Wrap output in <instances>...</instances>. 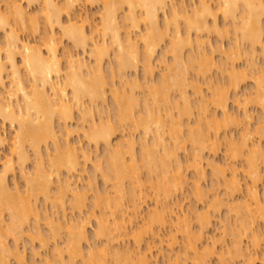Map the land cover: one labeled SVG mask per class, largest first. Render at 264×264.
Here are the masks:
<instances>
[{"label": "bare ground", "instance_id": "bare-ground-1", "mask_svg": "<svg viewBox=\"0 0 264 264\" xmlns=\"http://www.w3.org/2000/svg\"><path fill=\"white\" fill-rule=\"evenodd\" d=\"M22 1L28 8L33 7L34 13L29 15ZM75 1L1 0L5 7L0 9V31L4 36V41L0 42V121L15 128V132L8 148L9 156L3 158L0 155V264H11V260L14 264H27L19 246L24 236L29 242L38 241L43 249L48 247L49 241L57 242L50 255L44 252L45 256L39 258L40 264H148L155 245L164 243L159 234L160 228L164 227L170 229L166 239V247L170 251L179 243L178 238L182 239L181 254L168 256L172 260L167 258L165 264H180L189 255L190 264H209L207 262L213 255H217L219 264L241 260L238 258H245L243 261L248 264H254L259 259V264H264V232L256 227L260 223L264 225V196L261 194L260 197L257 189L262 179L264 149L253 140L248 141L255 134L260 135L257 137L260 140L264 136V71L258 73L264 69L258 71L261 66L258 69L254 61L257 59L252 58L256 45L262 46L264 51V0H215V3L198 0V6L190 7L191 11L182 3H175L176 0H103L101 12L98 10L99 23L93 26L89 23V15L81 19L74 14ZM85 1L93 4L98 0ZM219 15L225 21V24L221 23V26L225 25L223 29L219 28ZM86 25L91 26L88 29ZM56 28L60 31L58 35L65 37L71 46L62 55L58 46L63 38L57 35ZM22 29L42 36L34 44V35L31 37L32 34L27 33L31 36L20 37L17 31ZM39 30H42L41 34ZM230 31L235 38L228 52L219 48L212 51L221 57L216 64L213 57L207 54L202 33L214 32L223 37ZM192 34H195L194 39ZM162 43L165 50L158 61L160 67L163 66V72L155 80L152 75L156 66L151 57ZM185 47L189 49L186 56L183 55ZM87 52L92 58L89 61L83 55ZM168 54L170 61L167 60ZM241 55L248 59L245 60V67L239 70L234 61L244 57ZM105 56L112 57L108 77L103 73V60L108 58ZM138 62L143 64L142 81H138L135 75L130 78L131 72L138 68ZM212 67H216L214 69H218L221 76L225 75L222 77L225 79H220L222 83H213L210 78L211 81H207L208 95H203L197 80L199 77L206 78ZM191 73L196 79L189 78ZM248 76L254 80L255 91L253 96L246 95L241 102L237 89L240 83L250 78ZM108 83H111L110 86ZM106 85L110 87L108 91L114 107L110 111L114 121L111 116L103 117L108 116L104 113L106 110L103 112L108 97ZM188 87L198 96L197 102L187 95ZM231 92H234L233 104L238 109L242 107V114H239L243 118L228 109ZM247 104L258 105L261 110L262 116L257 127L254 126L255 132L249 129ZM99 105L101 113L98 116H101L98 120L95 119L94 108L98 110ZM210 106L219 110L222 118H217ZM75 110L80 113V123H76L74 131L82 130V136L88 143L94 147L103 144L105 150L104 158L100 155L94 157L93 174L88 180V191H93V201L91 211L84 217L81 214L87 207L88 191H80L74 178L81 176L92 158L70 139L73 134L70 122L75 117ZM231 124L238 127L242 124V132H239L242 135L240 139L237 137L238 141L225 138L226 143H222L226 145L224 154L226 159H230L228 162L243 161L248 179L245 195L248 198L243 195L239 203H235L239 199L232 198L235 192L242 190L238 179L240 168L230 166V163L218 166L213 161L206 162L212 168L213 185L225 186L226 197L234 200H230L229 203L233 204L226 207L230 215L233 213L234 219L231 222L227 215L223 226L233 238L230 254L225 256L223 248L222 252H216V241L211 240L213 246L198 245L202 238L208 239L204 237L205 230L212 224L210 216L224 204V198L214 195L213 202L206 208L212 209L210 212L203 210L204 213L197 214L194 211L199 223L198 231H194L186 212L181 216L175 213L178 206L182 207L175 196L188 183L186 170L191 168L197 176L192 184L193 195L200 201H206L207 190L202 191L200 185L208 166L205 164L207 166L204 167V160H207L204 151L216 152L222 145L220 130L228 127L229 131ZM118 129H128L130 134L127 139L113 145L111 138L119 132ZM136 132H139L137 139L134 136ZM248 133L253 135L248 136ZM6 141L7 137L0 131V145ZM187 144L191 152L186 154L184 162L179 152L187 149ZM30 153L35 157L32 172L27 171ZM81 156L86 164L83 167ZM15 164L24 180V190L16 182H9V174L15 171ZM98 174L105 183L102 191L95 188V176ZM149 196L154 208L152 206L147 218L141 220L142 225L137 223V230L131 231ZM40 198L55 211H45L42 216L37 206ZM228 198L225 200L228 201ZM67 203L69 207H66ZM68 208L77 211L79 217L68 218L65 213ZM92 217L96 220V229L90 238L97 242L104 239L103 244H89L91 239L87 234V225ZM40 221L44 222L47 234L40 227ZM129 236L134 242L133 249L128 245L121 250L115 249V243L119 245L120 240H127ZM246 236L250 239L252 250L248 246L247 251L243 249L242 239H247ZM9 239L13 242L12 246L8 244ZM157 239L160 242L154 243ZM83 242L87 244V252ZM30 249L33 251L28 264H38L36 257L39 253L34 248Z\"/></svg>", "mask_w": 264, "mask_h": 264}, {"label": "rangeland", "instance_id": "rangeland-1", "mask_svg": "<svg viewBox=\"0 0 264 264\" xmlns=\"http://www.w3.org/2000/svg\"><path fill=\"white\" fill-rule=\"evenodd\" d=\"M79 1V2H78ZM85 1V0H84ZM82 1V0H77V2H76V4H75V6H74V12H76V13H74L76 16L78 15V17L80 18L81 17V19L82 18H85V16L88 18V15L90 16V18H88L89 20H91V21H89V23L93 26L94 24L96 25V24H98L99 23V14H100V12H101V9H102V6H103V4L104 3H102L103 2V0H98L97 2H95V3H93V4H91L89 1L87 2V1ZM210 1H213L212 3H215V0H210ZM177 2V4H183L184 6H186V8L188 9V11H191V8H194V7H196V6H198V4H197V2H198V0H176L175 1V3ZM22 4H23V6H24V8L26 9V4H25V2L24 1H22ZM97 4V5H96ZM188 5V6H187ZM0 9L1 10H3L4 9V3L2 4L1 3V0H0ZM3 7V8H2ZM191 7V8H190ZM190 9V10H189ZM28 12H29V15H31L32 13H34V8L33 7H27V9H26ZM76 10V11H75ZM98 10H100V12L98 13ZM33 11V12H32ZM81 14V15H80ZM161 19H163L162 17H161ZM95 21V23H93V21ZM92 22V23H91ZM263 22H264V17H263ZM218 23H219V28L220 29H223L224 27H225V25L224 26H221V23H222V25H223V23L225 24V21L223 20V18H222V16H220L219 15V18H218ZM90 25V26H91ZM227 25V24H226ZM87 26V28L89 29L90 28V26L89 25H86ZM231 28V27H230ZM24 29H22V31H17L18 33H19V35H20V37H22V38H24V37H27V35L28 36H31V35H29V34H27V33H30V32H28L27 30H25V31H23ZM56 33H57V35L60 33V31H59V29H57L56 28ZM27 31V32H26ZM39 33L41 34L42 33V30H39ZM208 32H203L202 33V35H203V37H202V40L205 42V48H206V51H207V54H209V55H211L212 57H213V61L216 63H218V62H220L219 61V59H221V57H220V55H219V53H215V52H213L212 53V51L214 50V49H216V48H219V49H221V50H225V52H228V48H229V46H230V44H231V42H233V40H234V33L232 32V31H230V33L229 34H227V36H223V37H220L219 36V34L218 33H214V32H211V33H208V35H206ZM27 34V35H26ZM30 34H32V36L31 37H33V35H34V37H33V39H34V41H33V43L34 44H36L35 43V41H37L38 42V40H39V36L40 35H38V33L36 34V33H30ZM41 36H42V34H41ZM40 36V37H41ZM59 37H60V39L61 38H63V36H60V35H58ZM195 36V34H192V38ZM3 32L1 33V31H0V42H3L4 41V39H3ZM31 37H29V38H31ZM32 39V38H31ZM194 39V38H193ZM62 41H60L61 42V44L58 46V48H59V54L60 55H62V53L66 50V48H71V46H70V43H69V41H67V39L64 37L63 39H61ZM64 41V42H63ZM165 44H166V42H165ZM259 45V44H258ZM258 45H256L255 46V50H256V52H255V54L253 53V56H252V58L254 57V58H256L257 60H255L254 59V61L256 62V66H257V68L259 69V67H260V69L258 70V71H260L261 69H264V51H263V49H262V46H258ZM165 45L162 43V44H160V46L156 49V51L154 52V54L152 55V57H151V62H153V65L154 66H156L155 68H154V73H153V75H152V77L153 78H155V80L158 78V76H159V74L161 73V72H163L162 71V67L163 66H161L160 67V65H159V61H158V59H159V57L162 55L161 53H164V47ZM90 48V47H89ZM223 48V49H222ZM186 50H189L187 47H185L184 48V52H183V55L184 56H186V54H188V52L189 51H186ZM254 50V51H255ZM74 52H76L77 53V50L75 51L74 50ZM81 52V51H80ZM79 51H78V53H80ZM110 52H112V51H110ZM2 54H3V52H1ZM88 53V54H87ZM87 53H84L83 55H84V57H85V59H86V61H89V60H91L92 58H90V55H89V52H87ZM80 54H82V53H80ZM79 54V57H82L83 58V56L82 55H80ZM4 55V54H3ZM3 55H1L2 56V58H3ZM112 55V54H111ZM154 56V57H153ZM183 56V57H184ZM241 56H244V55H241ZM240 56V57H241ZM105 57H108V58H104V60H103V67L105 68H103V73L104 74H107V77H108V75H109V65H110V63H109V61L111 62V60L110 59H112V57L111 56H105ZM111 57V58H110ZM156 57V58H155ZM88 58V59H87ZM246 58V59H245ZM169 59H171L170 58V55L168 54V61H170ZM247 56L245 57H243V58H239L238 57V59L236 58L235 59V61H238V62H235L234 61V65L236 66V69H238L239 68V70L240 69H242L241 67H245V60L247 61ZM183 60H185V58H183ZM19 61V60H18ZM105 61V62H104ZM141 61V60H140ZM107 62V63H106ZM216 63V64H217ZM141 66H143V64L140 62H138V68L136 69V71H132L131 73L132 74H130V78H132V75H135L134 77H137V80L138 81H140L141 79H143V68L141 67ZM214 68H216V67H214ZM213 67L212 68H210L211 70L210 71H208V73H207V76H206V78H203V77H199L198 78V83H199V85H200V87H201V90H202V94L203 95H208V89H207V87H208V85H207V81L209 80V81H211L212 80V82L213 83H222L221 81H222V79H225V78H222L223 76L225 77V75H220L219 73H220V71L217 69H214ZM156 69V70H155ZM244 69V68H243ZM214 70V71H213ZM105 71H107L106 73H105ZM263 71L264 70H262V72H258L259 74H262L263 73ZM134 72V73H133ZM135 72H136V74H135ZM157 72V73H156ZM211 73V74H210ZM157 74V75H156ZM217 75H219L220 77H218ZM156 76V77H155ZM133 77V78H134ZM151 77V78H152ZM209 77V78H208ZM248 77H250V76H248ZM152 78V79H153ZM189 78H193V79H196V77L191 73V75H189ZM208 78V79H207ZM210 78H211V80H210ZM216 78V79H215ZM222 78V79H221ZM136 79V78H135ZM193 79H190V80H193ZM220 79H221V81H220ZM250 79V80H249ZM249 79H246L245 81H243L242 83H240V85H239V88L237 89V91H238V93L237 94H240L239 95V97H240V101L241 102H243L242 100H244L245 99V96L247 95V97H250V96H253V93H254V91H255V88H253L254 87V80L250 77ZM215 80H217V81H220V82H216ZM142 81V80H141ZM224 81V80H223ZM262 83H263V86H264V79H262ZM108 82H111L110 80H109V78H108ZM109 84H111V83H108V86H110ZM107 85H106V87H105V89H106V95L109 97H107V105L106 104H104L103 106H106V108L105 107H103L102 109H103V112H104V110H106V112H104V113H107V115L108 116H103V117H107V118H109L111 115H113L112 113L113 112H111V111H113L114 110V107H113V105H112V100H111V97H110V91H108L109 90V88H107L108 87ZM127 88V87H126ZM263 89H264V87H263ZM186 90H187V95L190 97V98H192L195 102H197V99H198V96L197 95H195L193 92H192V90H191V88H186ZM191 92V93H190ZM248 92V93H247ZM191 95H190V94ZM205 93V94H204ZM232 93V94H231ZM230 93V95H231V98H230V100H229V103H228V109H229V111L231 112L232 111V113H235V114H238L239 115V117H242L243 118V116L241 115L242 113H241V111H242V107H239V109L237 108V105L235 104H233V103H235L234 102V92H231ZM249 93H251V94H249ZM247 99V98H246ZM110 103V104H109ZM108 106H110V107H108ZM211 107V106H210ZM101 107H100V105L98 106V110H97V108H94V116L96 117L95 119H98L99 120V117L101 116V115H99L98 116V113L100 112V109ZM112 108H113V110H112ZM193 109V108H192ZM238 109V110H237ZM247 109H248V113H249V118H248V121L250 122V126H249V129H250V131L252 132V130H253V132H255V129H256V127H257V125L256 124H258V122H259V120L261 119L260 117L262 116V114H261V110H260V107L258 106V105H254V104H247ZM111 110V111H110ZM241 110V111H240ZM76 112V114L74 113V119H73V121L72 122H70V124H71V126L70 127H72V130H73V134H72V138L70 137V139H71V141L73 142V144H75L76 145V147L78 148V149H80V150H85V151H87L90 155H91V158H92V161L90 162H87V165L86 164H84L83 163V160H82V156L80 157V159H81V162H82V167L84 166V165H86L85 167H84V171H82V174H80L81 176H77V177H75L74 178V180L77 182V184H78V186H79V189H80V191H83L84 189H87V191H88V184H89V181H90V178L92 177V170H93V162H95L94 160V157L96 158L97 157V155H100V157H102V158H104V154H103V152L105 153V150L103 149V144L102 145H99V147H94V145L93 144H90V143H88L87 142V139H85L84 138V136H82V130L80 131V130H78V132H75L74 130H76L77 128V125L78 124H76V123H80V113L77 111V110H75ZM97 111V112H96ZM110 111V112H109ZM211 111L212 112H214V113H216V116H217V118H222V117H220V116H222V115H220L219 113H221L219 110H214L212 107H211ZM237 113H236V112ZM96 112V113H95ZM102 112V114H104ZM196 109H194L193 110V113H194V115H196ZM78 113H79V115H78ZM101 113V112H100ZM99 113V114H100ZM239 113H241V114H239ZM97 114V115H96ZM104 115H106V114H104ZM78 116V117H77ZM195 117V116H194ZM111 119H113L112 121H114V118H113V116H111L110 117ZM192 118H193V116H192ZM241 118V119H242ZM98 120H96L97 122H98ZM77 121V122H76ZM0 131L7 137V143L5 144V143H3V144H1L0 145V155L4 158V157H6V156H9V147H10V145H11V143H12V135L14 134L13 133V131L15 132V128L14 129H12V127H10L8 124H3L1 121H0ZM2 125H3V127H2ZM8 125V126H7ZM76 125V126H75ZM232 126H229V131H228V127L222 132L221 130H220V133H219V139L221 140L220 142H221V144L222 143H224L226 140H225V138H227V140H230L231 138H235V140L236 141H238L239 139H240V137H241V135L242 134H240L239 132H242V128L241 127H243L242 126V124L241 125H239V127H238V125L236 126L235 124H231ZM254 126H256V127H254ZM233 127H235V128H233ZM236 127H238V128H236ZM1 128H2V130H1ZM252 128V129H251ZM124 129H126V128H124ZM124 129H120L121 131H119V129H118V131L119 132H116L115 133V136L113 135V137L111 138L112 139V144L113 145H115V144H117V143H119V142H121V141H123V140H125V138L126 137H128L129 135L128 134H130V133H128L129 131H128V129L125 131ZM3 130H4V132H3ZM6 130V131H5ZM240 130V131H239ZM12 133H11V132ZM125 131V132H124ZM222 132V133H221ZM225 133V134H224ZM243 133H244V131H243ZM8 134H10L11 136H9ZM232 134V135H231ZM250 134V135H249ZM139 135V132H136V134L134 133V136L136 137V139L137 138H139V137H137ZM253 135V133L251 134V133H248V136H252ZM248 136H246L247 138H249ZM258 136L260 137V135L258 134ZM258 136H256V134L255 135H253L252 137H251V139L249 138L248 139V141L250 140V141H252V142H255V143H259L260 144V146L262 147L261 149H264V136L262 137V139L260 140V138H257ZM239 139H238V138ZM61 138H63L64 139V137L61 135ZM61 138H60V140H61ZM123 138V139H122ZM228 138H230V139H228ZM127 139V138H126ZM238 139V140H237ZM62 141V140H61ZM226 143V142H225ZM89 144V145H88ZM51 146V145H50ZM49 146V147H50ZM137 146H139V144H138V141H137V145H136V147ZM52 147V146H51ZM189 147V148H188ZM95 148H96V150H95ZM98 148V149H97ZM187 149H184L185 150V152H183L184 150H180V157H181V159L184 161V159H186L187 158V153L188 152H191L190 150H191V147H190V145L189 144H187V147H186ZM225 148H226V145H224V144H222V145H220V147H219V149H217V151L216 152H214V153H212L211 151H208L207 149V151L205 152L204 151V158L205 159H207V160H204V167L205 166H207L208 165V163H206V162H212V163H214V164H218V166L219 165H223V164H226V163H230L229 165L230 166H237V168H240L241 170H239L238 171V175H239V177H238V179H239V181H241V191H243V193H239V192H241V191H237V193H239V195L235 192V195L232 197L233 199H235V197L237 198V199H239V201L238 200H235L236 202L235 203H239V202H241L242 200H243V195L245 196V198H248L247 197V194L245 195V193L247 192V189H246V182H247V178H246V176H245V170H244V167H243V161H242V163H241V160L240 159H238V160H240V161H238V162H236V161H230V162H228L229 160L228 159H226L227 157H226V155L224 154L225 153ZM50 149H53V148H50ZM137 149H138V147H137ZM264 151V150H263ZM5 152V153H4ZM8 152V153H7ZM80 152V151H79ZM210 152V153H209ZM31 154V153H30ZM206 156V157H205ZM186 157V158H185ZM226 157V158H225ZM31 160H28V162H27V171H29V172H32V170H33V165H34V163H35V157L33 156V154H31ZM4 160V159H3ZM14 160H16L15 158H14ZM209 160V161H208ZM186 161V160H185ZM184 161V162H185ZM225 161H227V162H225ZM183 162V163H184ZM14 163H16V162H14ZM33 163V164H32ZM232 163V164H231ZM233 163H235V164H233ZM17 164V163H16ZM15 164V171L13 172V174H9V182H10V184H13V183H17L18 184V186L21 188V190H24V180L22 179V176H21V172H20V170H19V168H18V166ZM205 164H207V165H205ZM185 165V164H184ZM203 167V168H204ZM222 167H224V166H222ZM262 171H261V174H262V179H261V183H258L257 185H258V193L260 194V197L262 196L261 194H263V196H264V164H262ZM0 168H1V166H0ZM189 169V170H188ZM186 171V175H187V184H185V187H183V189L182 190H180V191H182V192H180V193H177V196H175V200H176V202L177 203H179V205L181 204L182 205V207L181 206H178L179 207V209H176L175 210V213H179L180 214V216L181 215H183L185 212V214L188 216V218H189V223H191V226H192V229L194 230V231H198V222H196L197 221V219H196V213L197 214H202V212L204 213V211L203 210H205V212H206V210H209V209H206V208H208L210 205H211V203L213 202L212 200H213V198H219V199H223L224 200V204H222V205H220L219 207H218V209H217V211L216 212H213V211H211V212H213L212 214H211V218H210V220H211V222L210 223H212V224H209L210 225V227H207V228H209V229H207V231L205 230V235H206V237H204V238H208V239H210V240H208V239H203L202 238V241H198L199 243H198V245H200V244H202V246H204L205 245V247H206V245L208 246H213L212 245V242L214 241H216L217 243L215 244V250H216V252H222V251H225V253H224V255L225 256H227L228 254H230L229 252H230V250H231V242H232V236H231V234H229V233H226L225 232V228H223V226H224V222H225V220L228 218L231 222L233 221V219L234 218H232L233 216V213L230 215L229 213L230 212H228V210H227V206L228 205H230L232 202H234V200H232L231 199V197H226V195H225V186H223V185H216V187H215V185H213V179H212V177H211V174H212V168H211V166H210V164L207 166V167H205V176L204 177H202V179L200 180V185L202 186H200L202 189V191H205V190H207V191H205V200L206 201H204V199H201V200H203V201H200V199H198L197 197H196V195H193L194 193V185H192V184H194V180H196V174H195V171L194 170H192L191 168H188ZM65 173V172H64ZM63 173V174H64ZM229 173V169H228V171H227V174ZM243 173H244V175H243ZM76 174H78V173H76ZM13 175V176H12ZM11 176V177H10ZM98 176V177H97ZM245 176V177H244ZM79 178V179H78ZM227 178H229V176H227ZM16 179V180H15ZM78 179V180H77ZM247 179V180H246ZM89 180V181H88ZM95 180H96V184L95 185H97V187H95V188H97V190L99 189L100 191H102V189L104 190V180L102 179V177L98 174V175H96L95 176ZM243 180H245V181H243ZM190 184V185H189ZM56 186V185H55ZM218 188V189H217ZM214 189V190H213ZM215 189H217V190H215ZM98 190V191H99ZM193 191V192H192ZM93 191H88L87 192V196H86V205H87V207H85V209H84V213H82L81 214V216L82 217H84V216H87L88 215V213L91 211V208H90V206H91V204H92V199H93ZM213 195V196H212ZM214 195H216L215 197H214ZM194 197H196V200H195V198ZM225 198H228L229 200L227 201V200H225ZM264 198V197H263ZM42 199L40 198L39 199V201L37 202V206L39 207V212H40V214L43 216V213L46 211H48V213H51L52 212V210L53 211H55L53 208H51V206L49 205V204H47V203H45V201H41ZM174 200V201H175ZM230 200H232V202H230L229 203V201ZM201 202H203V203H201ZM145 203H146V205H145ZM205 203V204H204ZM210 204V205H209ZM228 204V205H227ZM233 204V203H232ZM69 203H67V205H66V207H69ZM153 206V207H152ZM151 207H152V209L154 208V202H153V200H152V198H151V196H149V197H147L146 198V202H144L143 203V205H142V210H141V216H140V218L138 219L137 218V221L138 222H133L134 223V227H133V229H131V231L133 230H135L136 228L135 227H137V226H141L142 225V222H141V220L143 219V221L147 218V216H148V213H149V211L150 210H152L151 209ZM71 208V207H70ZM194 208V209H193ZM210 210H212V209H210ZM210 210H209V212H210ZM59 212L61 211L60 209L58 210ZM66 212V215H67V217L68 218H71V217H75V218H77V217H79V215H78V212L76 211V212H74V210H70L69 208L67 209V210H65ZM191 211V212H190ZM196 213H195V212ZM199 211V212H198ZM87 212V213H86ZM201 212V213H200ZM228 212V213H227ZM61 213V212H60ZM96 213H98V212H96ZM182 213V214H181ZM193 213V214H192ZM195 213V214H194ZM194 215V216H193ZM229 216V217H227L226 218V216ZM94 221H96L95 220V218H91L90 219V222H89V224L87 225L88 227H87V234H88V236H89V239H91V240H89V244H91V242H92V244H97V243H104V239H101L100 240V242H99V240H98V242L94 239V238H90V237H92V235H93V232L95 231V229H96V222H94ZM41 223H40V227L42 228V230L44 231V233H46L47 234V230H46V226L44 225V222L43 221H40ZM139 225H138V224ZM257 223H259V222H257ZM257 223H255V225L257 224ZM43 224V225H42ZM256 227H259L260 229V231H262V232H264V225H262L261 223L260 224H257V226ZM255 227V228H256ZM165 228V227H164ZM161 229L160 228V232H159V234H160V237H161V241L162 242H164V243H157V245H155L156 246V249L154 250L153 249V253H152V255L150 256V258H149V263L148 264H165V262L166 261H168V259H169V261L170 260H172V258L170 259V258H168V256H176V255H178V253H179V255L181 254L180 252H181V250H180V248H182V239H180L179 240V238H178V241H179V243L177 244V245H175L174 247H175V249L174 248H171V249H173V250H171L170 251V248L169 247H166V239L168 238V235L170 234V229H168V228H165V229ZM258 229V228H257ZM137 230V229H136ZM207 232V233H206ZM27 233H29V231L27 232ZM167 235V236H166ZM204 235V236H205ZM178 236H180V235H178ZM27 236H24V238L23 239H21L22 240V242L20 243V248H21V250L24 252V256L26 257V261H27V264L28 263H30V258H32V251H33V249H30V248H34V250H36L38 253H39V255H38V257H36L37 259V263L38 264H40V261H39V258H41V257H44L45 256V254H47L48 255V253H49V255L52 253V251H53V248H54V246H55V244L57 243L56 241H54V240H51V241H49V244H48V247H46V249L44 248H42L39 244V242L38 241H35L34 243H32V242H29V240H28V238H26ZM130 237V236H129ZM148 238H150L151 239V237L150 236H147ZM159 237V238H160ZM247 237V239H249V237L248 236H246ZM125 238H127V237H125ZM162 238H165V239H162ZM243 238H245V237H243ZM148 240V241H152V240ZM247 239H244V241H243V239H242V242H243V246H245V247H243V249L244 248H246V246H248L247 248H249V250H252V247L250 246V244L249 243H251L250 242V239L249 240H247ZM124 241H122V240H120L119 241V245L117 244V243H115V245L114 246H116V248L115 249H119V250H121L120 248H130V247H132L131 249H133V246H134V242H133V239H132V237H130V238H127V240L126 239H123ZM159 239H157V240H155L154 241V243L155 242H157ZM207 240V241H206ZM211 240H213L212 242H211ZM26 241V242H25ZM23 242H25V243H23ZM29 244H28V243ZM95 242V243H94ZM158 242H160V241H158ZM208 242H211V244L209 243V244H207ZM220 242V243H219ZM32 243V244H31ZM38 243V244H37ZM55 243V244H54ZM58 243L60 244L61 243V241L60 240H58ZM84 243V250H86L85 252H87L88 251V247H87V244H85V242H83ZM8 244L10 245V246H12L13 245V242H12V240H10L9 239V241H8ZM22 244H23V246H22ZM53 244V245H52ZM99 244H97V245H99ZM214 244V243H213ZM220 244V245H219ZM33 245V246H32ZM50 245V246H49ZM95 245H93V246H95ZM128 245V246H127ZM180 247H179V246ZM35 246V247H34ZM91 247H93L92 245H90ZM124 246H127V247H124ZM202 246H200V248L202 247ZM219 246V247H218ZM226 246V247H225ZM241 246H242V244H241ZM85 248H87V249H85ZM114 248V247H113ZM203 249H204V247H202ZM217 248V249H216ZM224 249V250H222L221 251V249ZM246 248V251L248 250ZM264 249V246L262 245V250ZM180 250V251H179ZM201 250V249H200ZM48 251V252H47ZM44 252H45V254H44ZM219 252V253H220ZM218 253V254H219ZM259 255H260V252H259ZM217 255H213V256H211V258H209V259H211V261L209 260V262H207V263H209V264H219L220 262H219V260H218V258L216 257ZM189 257V260H187V258ZM187 258H181L180 260H181V262H179L180 264H190V255L188 256ZM262 257V256H261ZM261 257H259V258H261ZM168 258V259H167ZM173 258H175V257H173ZM238 259H241V260H239V261H237L236 259L235 260H232L233 261V263L235 262V264H237V262L239 263V264H248L247 262H245L244 263V259L242 260V258H238ZM179 260V261H180ZM79 261V260H78ZM151 262V263H150ZM15 262H14V260H11V264H14ZM79 263V262H78ZM233 263H229V264H233ZM260 263V261H259V259H258V261H255V263L254 264H259ZM167 264V263H166Z\"/></svg>", "mask_w": 264, "mask_h": 264}]
</instances>
